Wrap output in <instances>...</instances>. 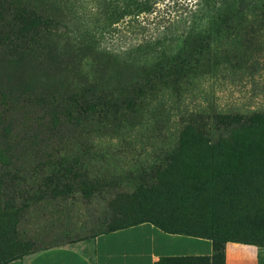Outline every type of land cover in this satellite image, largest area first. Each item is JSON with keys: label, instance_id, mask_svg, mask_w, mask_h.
<instances>
[{"label": "rangeland", "instance_id": "1", "mask_svg": "<svg viewBox=\"0 0 264 264\" xmlns=\"http://www.w3.org/2000/svg\"><path fill=\"white\" fill-rule=\"evenodd\" d=\"M197 1L159 0L151 13L123 18L104 31L97 0H73L81 14L71 15L69 21L73 26L89 22L95 35L103 36L102 46L111 50L156 38L159 49L178 52L184 31L200 23L195 16ZM255 28L253 34H242L234 48L245 59L243 68L220 70L218 75H205L203 66L194 68L195 80L181 86L179 98L168 94L165 100L149 102L152 109H144L142 115L120 116L114 120L118 126L112 121L98 126L74 125L65 117L75 91L93 77L86 75L96 69L92 60L85 72L71 60L54 63L47 52L53 39L9 38L0 25V173L7 169L16 174L8 190L23 206L16 240L31 243L25 256L56 246L92 250L106 204L135 189L133 177L125 181L124 174L137 163L162 164L161 156L184 139L193 137L220 148L238 142L244 149L253 145L257 156L264 152V134L235 129L238 122L264 114V22H256ZM211 42L207 39V51L209 46L211 51L227 48L225 42L220 47ZM104 71L100 68L98 74ZM117 88L121 91L123 86ZM157 88L164 90L160 84ZM2 153L7 158L2 159ZM8 160L10 166H5ZM180 164L171 182L188 189L230 166L252 170V185L242 195L228 196L220 184L188 209L207 211L205 228L214 231L207 220L211 222L216 214L218 226L229 235L237 219L264 214V159L183 156Z\"/></svg>", "mask_w": 264, "mask_h": 264}, {"label": "trees", "instance_id": "2", "mask_svg": "<svg viewBox=\"0 0 264 264\" xmlns=\"http://www.w3.org/2000/svg\"><path fill=\"white\" fill-rule=\"evenodd\" d=\"M158 1L97 0L96 10L103 21V30L107 31L123 18L151 13ZM74 14L81 13L73 0H0V25L3 27L1 30H5L1 33L30 42L34 38L37 41L53 39L54 45L47 49L49 59L54 63H61L62 59L71 60L80 72H85L87 62L92 60V67L96 69H89L86 75L93 77L86 79L75 91L74 104L66 111L65 117L74 125L93 122L102 126L104 121L114 123L120 116L142 115L144 109H152L149 102L165 100L168 94L179 98L181 86L192 85L195 80L191 76L194 68L203 66L205 75L243 68L241 62L245 59L239 58V51L234 48L242 34L255 33V23L264 22V0H198L195 16L200 18V23L184 31L182 49L178 52L159 49L162 47L158 48L160 43L156 38L122 50H111L102 46L103 36L95 35L89 22L70 24L69 19ZM209 38H212L213 46L220 47L225 42L227 48L211 51L212 46H209L207 51ZM98 57L103 61L100 62ZM100 68L105 70L104 73L98 74ZM157 84L164 90L157 88ZM120 85L123 88L118 91ZM254 116L255 120L250 122H238L235 129L242 128L253 135L264 134V114ZM114 125L118 126L117 123ZM4 133L8 134V131ZM252 148L253 145L244 149L238 142L227 143L225 148H220L191 137L173 150L175 154L167 151L165 156H161L165 162L161 161L160 165L157 162L147 166L146 163H137L124 174L125 181L133 177L134 181L130 182L135 184L134 191L117 194L116 199L106 204L100 219L101 230L95 238L102 233L151 223L170 234L212 240V256L166 257L157 264H226L228 242L264 246L261 239L264 236L262 213L237 219L227 235L215 221L216 214L214 220H207L215 228L212 231L205 228L206 210H188L198 202L199 196L220 184L228 196L242 195L252 185V170L230 166L225 172L192 189L178 188L171 182L183 156L244 161L264 159V152L257 156L255 148ZM1 158H7L6 153H2ZM5 166H10L9 160ZM15 175L7 169L0 173V264L22 259L32 248L31 243L16 240V227L23 206L16 204V198L8 190L9 184L15 183L11 178Z\"/></svg>", "mask_w": 264, "mask_h": 264}, {"label": "crops", "instance_id": "3", "mask_svg": "<svg viewBox=\"0 0 264 264\" xmlns=\"http://www.w3.org/2000/svg\"><path fill=\"white\" fill-rule=\"evenodd\" d=\"M226 264H264V246L228 242ZM208 238L170 234L151 223L102 233L92 250L85 247H51L8 264H157L166 257H209Z\"/></svg>", "mask_w": 264, "mask_h": 264}]
</instances>
